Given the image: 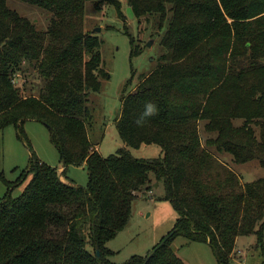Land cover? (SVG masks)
Here are the masks:
<instances>
[{
    "label": "trees",
    "instance_id": "obj_1",
    "mask_svg": "<svg viewBox=\"0 0 264 264\" xmlns=\"http://www.w3.org/2000/svg\"><path fill=\"white\" fill-rule=\"evenodd\" d=\"M22 1L48 11L50 26L40 31L0 0V133L14 126L30 146L25 123L46 125L64 169L32 152L28 169L8 185L0 264H116L107 245L155 181L179 219L145 257L124 264H186L172 246L177 237L209 244L220 264H231L237 239L252 235L264 264V178L244 183L222 160L229 154L264 167V0ZM123 1L162 34L161 54L122 97L116 126L125 147L104 157L90 137L92 97L109 72L104 40L85 30V12L113 6L125 21ZM131 42L132 56L140 55ZM145 145L159 146L161 156L132 155ZM70 166L87 168V186L68 178Z\"/></svg>",
    "mask_w": 264,
    "mask_h": 264
},
{
    "label": "rangeland",
    "instance_id": "obj_2",
    "mask_svg": "<svg viewBox=\"0 0 264 264\" xmlns=\"http://www.w3.org/2000/svg\"><path fill=\"white\" fill-rule=\"evenodd\" d=\"M7 5L21 17L36 23L40 31L46 32L49 29L51 15L48 11L22 0H7ZM121 12L125 21L113 6H105L101 12H97L88 5L85 12V30L95 32L100 29V32L95 33L104 40L101 53L105 68L109 72V78L103 81L101 92L92 97L95 122L90 137L93 143L99 144L98 150L104 157L114 155L125 147L116 126L122 97L124 93L129 94L135 90L141 75L154 70L161 54L162 34L156 36L145 20L139 22L127 1L122 2ZM131 37L134 38L135 46L139 45L142 49L138 56H132ZM151 41L153 44L150 47ZM26 85H29V81ZM29 94V90H26V95ZM24 134L30 146L20 137L14 126L0 133V199L6 196L8 185H15L22 173L28 169L32 152L39 160L60 173L64 169L61 154L52 144L50 130L46 125L27 121ZM131 153L139 159H150L160 157L162 151L157 145H145L139 149H131ZM223 159L244 183L264 178V167L258 161L237 164L229 154H224ZM67 176L77 186L88 185L89 176L85 166H70ZM30 180L31 175L24 184L15 187L13 196H20ZM144 195H151L152 198H144ZM164 196L163 184L156 181L149 192L139 195L133 205V217L129 226L107 245L113 250L111 259L114 263L124 264L135 256L145 257L174 230L179 216L172 203ZM256 244L254 235L240 236L231 264H263ZM172 246L186 264H220L214 250L204 242H190L183 237H177Z\"/></svg>",
    "mask_w": 264,
    "mask_h": 264
},
{
    "label": "clouds",
    "instance_id": "obj_3",
    "mask_svg": "<svg viewBox=\"0 0 264 264\" xmlns=\"http://www.w3.org/2000/svg\"><path fill=\"white\" fill-rule=\"evenodd\" d=\"M154 111H155L154 106L148 105L147 112L145 113V115H151L154 113Z\"/></svg>",
    "mask_w": 264,
    "mask_h": 264
},
{
    "label": "water",
    "instance_id": "obj_4",
    "mask_svg": "<svg viewBox=\"0 0 264 264\" xmlns=\"http://www.w3.org/2000/svg\"><path fill=\"white\" fill-rule=\"evenodd\" d=\"M95 32H96V33L100 32V29H99V28H98V29H96V30H95ZM152 42H153V41H151V42H150V44H149V46H150V47H151V46H152V44H153ZM97 255H98V256H100V254H99V253H98Z\"/></svg>",
    "mask_w": 264,
    "mask_h": 264
},
{
    "label": "crops",
    "instance_id": "obj_5",
    "mask_svg": "<svg viewBox=\"0 0 264 264\" xmlns=\"http://www.w3.org/2000/svg\"><path fill=\"white\" fill-rule=\"evenodd\" d=\"M64 180V179H63ZM156 187H158V186H156ZM153 193V192H152ZM152 196H153V194H152ZM152 196L150 195V196H144V198L146 197V198H148V197H150L149 199H151L152 198ZM125 231V230H124ZM123 233V232H122ZM121 234V233H120ZM110 248V247H109ZM111 250H112V248H111ZM113 251V250H112Z\"/></svg>",
    "mask_w": 264,
    "mask_h": 264
}]
</instances>
